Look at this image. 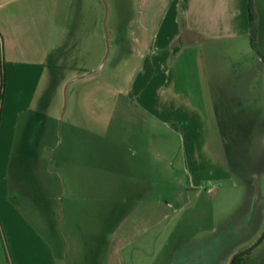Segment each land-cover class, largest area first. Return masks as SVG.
Returning a JSON list of instances; mask_svg holds the SVG:
<instances>
[{
  "label": "crops",
  "instance_id": "1",
  "mask_svg": "<svg viewBox=\"0 0 264 264\" xmlns=\"http://www.w3.org/2000/svg\"><path fill=\"white\" fill-rule=\"evenodd\" d=\"M247 1L139 0L99 68L88 0H0V264H140L171 200L228 173L221 104L264 73Z\"/></svg>",
  "mask_w": 264,
  "mask_h": 264
},
{
  "label": "rangeland",
  "instance_id": "2",
  "mask_svg": "<svg viewBox=\"0 0 264 264\" xmlns=\"http://www.w3.org/2000/svg\"><path fill=\"white\" fill-rule=\"evenodd\" d=\"M88 1L91 32L102 40L106 55L110 26L138 17L139 0ZM128 9L134 14L127 16ZM253 39L256 45L255 35ZM246 59L242 63L237 60L233 67L249 68L252 60ZM227 74H242L244 79L251 76V73ZM257 82L259 87L245 86L235 95H226L225 103L221 104L228 173H213L203 182V188L175 196L171 206L164 209L169 217L162 222L155 245H144L143 254H137L135 261L140 264H264L262 70L257 74ZM62 99L64 103L63 89Z\"/></svg>",
  "mask_w": 264,
  "mask_h": 264
},
{
  "label": "trees",
  "instance_id": "3",
  "mask_svg": "<svg viewBox=\"0 0 264 264\" xmlns=\"http://www.w3.org/2000/svg\"><path fill=\"white\" fill-rule=\"evenodd\" d=\"M247 14H248V20H249V23H250V26L253 28V24H254V21H255V17H256V14H255V10H254V7H253V2L252 0H248L247 1ZM251 43L253 46H255V42H254V33H253V30L251 31ZM2 83H4V79H2Z\"/></svg>",
  "mask_w": 264,
  "mask_h": 264
},
{
  "label": "water",
  "instance_id": "4",
  "mask_svg": "<svg viewBox=\"0 0 264 264\" xmlns=\"http://www.w3.org/2000/svg\"><path fill=\"white\" fill-rule=\"evenodd\" d=\"M105 58H106V55L104 56L102 62L100 63L99 68L103 65V63H104V61H105Z\"/></svg>",
  "mask_w": 264,
  "mask_h": 264
}]
</instances>
